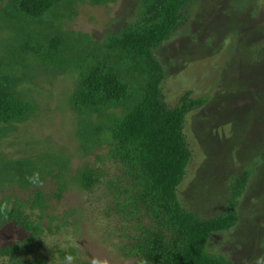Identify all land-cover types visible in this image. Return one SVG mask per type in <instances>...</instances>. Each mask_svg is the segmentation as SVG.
<instances>
[{
    "label": "trees",
    "instance_id": "16d2710c",
    "mask_svg": "<svg viewBox=\"0 0 264 264\" xmlns=\"http://www.w3.org/2000/svg\"><path fill=\"white\" fill-rule=\"evenodd\" d=\"M1 1L0 139L36 113L34 95L43 81L60 74L73 76L74 86L64 97L76 115L79 152L88 156L106 147V157L121 165L120 179L110 183L118 188L114 209L129 230L119 253L133 258V264H231L209 252L207 244L213 234L238 223L239 197L252 170L233 176L223 212L202 217L182 205L178 187L193 157L186 119L207 98H193L187 91L178 105L169 106L162 87L166 70L156 55L186 22L192 0H136L134 19L102 39L66 24L76 17L78 4L118 0ZM70 162L65 153L9 158L0 151V190H30L28 200L0 199V228L14 224L25 233L15 242H0V264L53 263V252L33 255L44 248L49 208L44 180H54V195L60 199L71 183L91 190L103 178V172L88 162L71 175ZM33 172L40 173L38 187L26 180ZM69 250L74 254L75 248ZM58 252L63 258L68 255L65 249Z\"/></svg>",
    "mask_w": 264,
    "mask_h": 264
},
{
    "label": "rangeland",
    "instance_id": "374dc122",
    "mask_svg": "<svg viewBox=\"0 0 264 264\" xmlns=\"http://www.w3.org/2000/svg\"><path fill=\"white\" fill-rule=\"evenodd\" d=\"M136 2L78 4L76 17L66 27L102 39L134 19ZM187 14L171 39L156 49L166 70L162 87L169 106L178 105L187 91L193 98H207L187 115L185 132L193 157L178 196L187 209L202 217L214 216L228 206L233 176L251 169L239 197L238 223L213 234L207 250L231 264H257L264 261V0H192ZM73 81V76L64 74L43 81L42 90L34 95L36 113L0 139V151L9 158L65 153L70 156L71 175L86 162L103 172L93 189L71 183L60 199L54 195V180H44L49 207L44 248L33 255L53 252L52 264H66L58 252L65 249L74 257L73 264L92 257L107 264H133V258L119 253L118 247L128 242L129 230L114 209L118 188L110 184L120 179L121 165L106 157V147L88 156L79 152L76 115L64 97ZM16 196L28 200L30 190L18 186L0 190V199L13 201ZM24 234L8 224L0 228V242H15ZM70 248H75L74 254Z\"/></svg>",
    "mask_w": 264,
    "mask_h": 264
},
{
    "label": "clouds",
    "instance_id": "9594fccd",
    "mask_svg": "<svg viewBox=\"0 0 264 264\" xmlns=\"http://www.w3.org/2000/svg\"><path fill=\"white\" fill-rule=\"evenodd\" d=\"M26 180L34 187H38L42 183L39 172H33L31 175L26 177ZM65 261L66 264H73L74 257L72 255H66ZM88 264H107V261L99 257H92L88 261ZM257 264H264V261L258 260Z\"/></svg>",
    "mask_w": 264,
    "mask_h": 264
}]
</instances>
